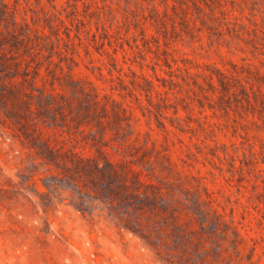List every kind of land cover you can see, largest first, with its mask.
Wrapping results in <instances>:
<instances>
[{
	"label": "rangeland",
	"instance_id": "rangeland-1",
	"mask_svg": "<svg viewBox=\"0 0 264 264\" xmlns=\"http://www.w3.org/2000/svg\"><path fill=\"white\" fill-rule=\"evenodd\" d=\"M3 1L13 24L0 13V34L23 28L39 52L35 89L53 83L66 97L49 111L24 93L20 77L0 72V264H264V132L249 131L251 156L232 114L193 106L176 119L167 108L159 117L165 128L157 125L143 78L160 85L155 75L168 80L169 70L161 37L159 57L152 52L153 28L146 31L151 50L143 46L137 2H146ZM234 7L228 28L237 35L223 26L221 36L169 40L174 80L182 59L190 73L237 64L264 74V0H235ZM68 73L127 107L130 125L114 128L106 117L101 132L78 129ZM206 122L214 132L199 127ZM106 163L121 178L98 177L94 166ZM120 185L130 196L117 194Z\"/></svg>",
	"mask_w": 264,
	"mask_h": 264
},
{
	"label": "trees",
	"instance_id": "trees-1",
	"mask_svg": "<svg viewBox=\"0 0 264 264\" xmlns=\"http://www.w3.org/2000/svg\"><path fill=\"white\" fill-rule=\"evenodd\" d=\"M143 1L146 2V7L137 2L142 11L140 18L137 19V25L143 46H146L148 51L151 50L150 45H148L146 31L153 28L156 39L154 40L155 49L152 52L156 57H159V37H161L164 48L160 50V55H162V63L169 70L168 80L155 75L157 80L161 82L160 85L155 86L152 81L143 78L146 85V101L155 110L154 117L157 125L165 128L159 117L167 108H172V114L176 119H179L180 110H183L189 116L193 106L198 108L200 114L209 110L214 117L218 114L229 117L232 114L240 120L236 123L239 124V129L243 132V135L241 136L236 126L233 128L232 133L245 139L249 147L248 152L252 156L253 144L249 139V131L264 132V74L237 64H230L228 69L205 65L200 67L196 73H190V67L187 65L190 62L182 59L183 68H176L181 72L178 81L173 79L170 63V61L175 63L176 60L171 57L168 50L169 40H176L181 34L194 38L199 37L203 31H206L208 35L221 36L224 34L222 27L225 26L227 34L235 33L237 35L234 27L232 30L230 29L231 31L228 28V24L234 16L235 0ZM9 12L6 3L2 0L0 5L1 17H7L8 15L5 20L9 24H13ZM22 29L7 30L5 36L0 34V72H13L10 73L13 80L20 77L18 82L20 86L24 88L29 86V91L24 90V93L38 100L41 106L42 102L49 105L47 108L51 111L53 106L50 107V103L66 96L54 93L53 83L50 85V89H47L45 85L42 89H35V76L40 74L41 67L39 52L33 49L30 38L21 34ZM26 29L28 30L27 27ZM51 63L52 61L49 60L47 64L50 65ZM45 70L52 77H57L59 74L56 71L52 72L48 65ZM64 77H66L69 84V97L75 99L78 104L77 112L74 115L78 123V129L79 127H86L89 132H92L95 128L94 133L101 132L102 120L106 117L114 128L119 127L121 122H124L126 126L130 125V111L121 102L111 96H99L93 88H86L82 82L74 80L71 73ZM249 78H251V81H249ZM153 98L156 99V102H153ZM136 99L138 98L136 97ZM204 115L206 117V114ZM212 124L206 122V125L200 124L199 127L203 130L208 127L214 132ZM171 126L179 128L172 123ZM179 130L182 131V129ZM258 142L260 148L264 149V138L259 139ZM98 154L104 158V161H108L105 159L102 150H98ZM94 170L95 174L102 179L108 177L121 178L122 175L119 170L109 163H106V168L96 165ZM123 170V172L129 174L130 169L127 171L124 167ZM130 177L135 187L141 185L139 178L133 172H130ZM125 188H127L126 185H120L115 190L120 196L123 194L130 196L129 192H124ZM131 195V200H136L139 193L134 192Z\"/></svg>",
	"mask_w": 264,
	"mask_h": 264
}]
</instances>
